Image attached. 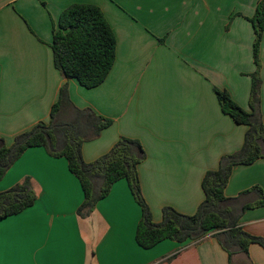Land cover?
<instances>
[{"label":"crops","instance_id":"1","mask_svg":"<svg viewBox=\"0 0 264 264\" xmlns=\"http://www.w3.org/2000/svg\"><path fill=\"white\" fill-rule=\"evenodd\" d=\"M258 1L0 0V138L10 146L18 134L47 123L66 84L76 108L112 121L82 144L83 161H95L120 137L137 140L145 153L137 165L139 187L153 223L161 222L164 207L193 215L204 199V174L243 143L246 127L221 112L213 89L248 110L255 70L248 19ZM72 4L98 7L116 41L113 65L92 89L63 79L53 63V29ZM258 57L264 123V32ZM25 178L35 201L0 219V264H228L210 235L198 242L138 246L140 208L124 179L80 218L83 192L65 158L51 157L42 147L27 149L0 180V193ZM252 187L264 194V159L235 166L224 196ZM238 223L264 239V205L246 210ZM248 258L264 264V249L251 244Z\"/></svg>","mask_w":264,"mask_h":264},{"label":"trees","instance_id":"2","mask_svg":"<svg viewBox=\"0 0 264 264\" xmlns=\"http://www.w3.org/2000/svg\"><path fill=\"white\" fill-rule=\"evenodd\" d=\"M248 21L254 32L252 60L255 65L250 75L248 110L240 108L226 92L213 89L221 112L235 124L246 127L243 143L239 150L222 155L216 170L204 174L201 181L204 199L193 215L164 207L161 222L153 223L139 187L137 165L145 158V153L137 140L120 137L95 161H83L82 144L96 139L112 121L89 108H76L69 99L66 84L59 89L47 123H37L29 131L18 134L10 146L0 138V180L27 149L42 147L51 157L65 158L69 172L79 181L83 201L76 212L80 218H87L96 203L107 196L111 186L124 179L140 208L141 217L135 231L138 246L149 249L163 240L198 242L210 235L227 254L228 264H251L248 247L257 244L264 249V239L247 234L238 222L246 210L264 205V194L260 188L252 187L237 197L227 198L224 188L235 166L264 159L258 57L264 32V0L257 2ZM115 47V37L100 9L89 4H72L64 9L50 43L53 63L60 76L76 80L85 89L95 88L105 80L115 59ZM249 195L255 196V200L244 201ZM34 201L30 180L25 178L0 193V219L20 213Z\"/></svg>","mask_w":264,"mask_h":264}]
</instances>
